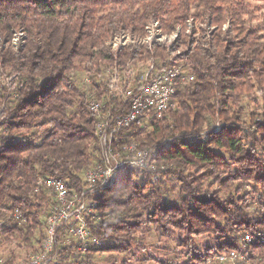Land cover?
Segmentation results:
<instances>
[{
	"label": "trees",
	"instance_id": "obj_1",
	"mask_svg": "<svg viewBox=\"0 0 264 264\" xmlns=\"http://www.w3.org/2000/svg\"><path fill=\"white\" fill-rule=\"evenodd\" d=\"M253 14L242 0H0V220L14 210L24 219L4 224L1 238L27 243L41 231V243V217L53 195L34 193L37 180L63 179L80 191L98 158L97 121L127 110L113 74L121 86L138 89L150 64L157 72L181 66L193 75L178 86L173 108L120 134L122 142L155 149L158 179L121 171L92 197V217L107 220L87 217L91 236L123 245L78 254L72 241L56 246L52 264L74 255V264H91L96 254H128L151 233L175 247L145 264H204L213 254L241 250L245 234L264 238V21L253 25ZM189 22L198 24L197 35ZM152 23L163 34H180L168 45L135 43L117 52L107 44L122 33L142 38ZM16 34L22 43L14 49ZM136 67L144 72L128 75ZM77 74L90 80L88 91ZM91 101L100 102V115ZM211 121L220 126L208 128ZM171 179L179 185L172 203L162 190ZM205 238L213 245L196 241Z\"/></svg>",
	"mask_w": 264,
	"mask_h": 264
},
{
	"label": "built area",
	"instance_id": "obj_2",
	"mask_svg": "<svg viewBox=\"0 0 264 264\" xmlns=\"http://www.w3.org/2000/svg\"><path fill=\"white\" fill-rule=\"evenodd\" d=\"M190 26L189 22L188 27ZM159 32L157 23H152L145 28V35L142 38L136 39L122 33L114 36L107 44L114 52L135 43L150 47L154 43L162 42ZM176 34L169 42L176 39ZM21 39L22 34L13 36L11 45L14 49L21 45ZM191 80L192 73L181 66H167L157 72L150 64L141 78L138 89L131 86L117 88L116 94L127 105V110L116 119H111L107 114L97 121L95 130L98 158L86 170L80 191L70 189L67 181L63 179L37 180L34 193L41 189L49 191L53 195V205L45 219L39 249L30 255L24 264H52L56 246L59 242L62 245L69 244L70 242L64 244L61 241L68 242V238H73L77 242V251L81 254L90 248L103 245L102 240L91 236L86 222L95 206L92 197L114 184L121 171L144 172L152 176V181L158 179L155 149L142 148L130 138L122 142L120 134L143 128L149 119L160 118L166 110L174 107L173 98L178 86ZM101 108L100 102H90V109L95 114L100 115ZM160 169L163 170L164 167ZM12 221L17 224L24 222L18 210H14L6 221L0 220V229ZM240 244L241 250L213 254L206 258L204 264H264V248L262 252L247 249L254 245L264 246V238L245 234L241 237Z\"/></svg>",
	"mask_w": 264,
	"mask_h": 264
},
{
	"label": "rangeland",
	"instance_id": "obj_3",
	"mask_svg": "<svg viewBox=\"0 0 264 264\" xmlns=\"http://www.w3.org/2000/svg\"><path fill=\"white\" fill-rule=\"evenodd\" d=\"M245 3H248L252 6L253 12H254V19L252 20V24H258L262 21H264V5L259 0H242ZM188 31L193 30L196 35L198 34V24L195 23V25L187 27ZM187 31V32H188ZM177 32V34H176ZM176 36L178 37L180 34V30L176 29L174 32L170 34H163L161 31L159 32V36L162 37V44H171L173 41L169 42V40H172V38ZM176 37V39H177ZM173 60V56L169 57L168 60ZM129 69L128 75L137 76V74L140 72H144L141 69ZM76 81L81 85V87L88 91L90 89V80L87 79L83 74H77L75 75ZM107 79V78H106ZM5 79H0V82H4ZM113 86L115 87V91L117 88L122 87L120 82V79L113 74L112 80H111ZM250 110H253L251 107ZM220 125L218 122L211 121L208 128L210 129H216ZM96 162V161H95ZM94 162V163H95ZM92 163L91 165H93ZM90 165V166H91ZM162 190L164 192V195L168 202H176L179 199V185L178 182L175 179H171L163 184ZM52 206L45 207L43 216L41 217L42 223H45V219L50 212ZM93 212H91L88 217L90 220H94V223H101L103 220H107V218H98L94 214V217H92ZM44 227V225H43ZM43 229V228H42ZM41 235L40 232H36L35 238L33 240L24 243L20 239L16 237H11L7 241H4L3 238L0 236V264H24V262L27 260V258L32 255L35 251L38 250L39 247V237ZM68 238V242L61 240L64 244L69 242H75L77 243L73 238ZM137 241H141L143 246L138 245L134 246L132 248V251L128 254L125 253H112V254H96L92 257V263L91 264H123L126 262L127 264H134L133 262V255L137 258L136 264H145L146 262H143V259L147 258V256H154L158 259H162L165 256V248L169 247L170 250H172L175 246L174 241H168L164 239L163 237L157 236L154 233H151L150 235H147L145 237H140L137 239ZM199 245H213V242L211 239L205 238V239H197L196 240ZM104 244H113V245H123V241H103ZM68 245V244H66ZM57 246H62V244H59ZM201 247V246H200ZM203 249V248H202ZM165 250V251H164ZM78 252V251H77ZM80 254V252H78ZM77 255L70 256L67 262H64V264H74L77 260ZM82 257V255H81ZM131 259L130 261H128ZM82 258H80L78 261H81ZM140 260V261H139ZM152 264H155L153 261H151ZM150 262V264H151Z\"/></svg>",
	"mask_w": 264,
	"mask_h": 264
}]
</instances>
